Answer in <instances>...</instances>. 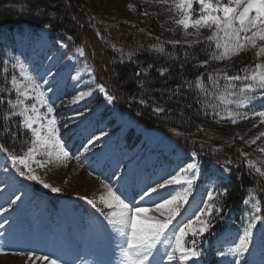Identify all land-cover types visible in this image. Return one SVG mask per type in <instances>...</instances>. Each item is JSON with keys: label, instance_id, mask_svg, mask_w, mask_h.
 I'll list each match as a JSON object with an SVG mask.
<instances>
[{"label": "rangeland", "instance_id": "374dc122", "mask_svg": "<svg viewBox=\"0 0 264 264\" xmlns=\"http://www.w3.org/2000/svg\"><path fill=\"white\" fill-rule=\"evenodd\" d=\"M84 2L98 20L108 19L114 23H125L172 46H195L207 42L205 38L210 35L207 28L200 29L199 35L196 34L195 29L189 28L187 32L190 34H186L185 29L177 23L181 16L173 7L172 0L166 2L165 0H84ZM194 12L198 13V6L194 7ZM49 35L50 32L46 28L35 31L23 27L22 30L14 33L3 30L0 41L4 45L5 53L8 56L15 55L21 62H25L30 66L31 73L42 75L49 67L53 72L59 70L54 85L56 92L51 96L56 107L51 115L56 118L60 133L64 134L68 148L73 154L79 155V152H82L81 144L86 142V137L100 136L101 139L96 142L92 152L85 154L87 159L81 157L82 164L73 158L66 162L50 164L45 168L32 165L41 180L51 186L59 187L60 193H52L50 189H44L42 184L35 182L32 183L38 185L41 190L30 191V181L16 176L11 191L0 195V224H3L0 228V233L3 234L0 235V247H6L7 250L6 255H0V264H46L44 261H35L34 258L29 261L27 255H13L14 251H31L36 255H48L67 264H119L117 247L119 238L105 230L107 225L103 217L79 197L93 199L103 208L100 197L106 194V190L101 179H107L117 161L121 169L131 170L140 177L155 180L161 176L170 177L178 172L192 160L191 154L196 151L187 152L171 135L157 128H146L135 118L122 112L116 103L106 104L103 94L96 91L97 86L101 84L96 83L92 68L84 55H80L82 51L77 49L73 53H68L67 43L53 42L49 39ZM212 47L214 48V45ZM153 49L162 51L160 44H156ZM257 51L258 48L248 47L240 53L248 52L251 55L250 60L254 65L250 68V72L256 63H264V59L257 57ZM232 59L210 60L204 71L207 80L201 78L204 88L195 86L196 92L202 98L203 106L200 107L202 114L191 124L192 127L174 128L173 133L179 132V137L185 138L189 143L197 144L201 148L207 147L213 152L234 147L239 155L246 154L241 157L247 161V164L251 160L264 170V152L259 151L264 149V137L257 140L256 144L247 143L264 132V123H260V118L250 115L248 119L238 120L236 124H232L230 120H222L215 116V111H223L225 107L223 99H231L233 103L230 107L241 112L264 110V90H257L256 93H239L238 89L248 81L235 82L237 89L229 91H237V96L227 97L224 93L226 83L224 80L219 82V88L213 87L208 80L209 73L215 75L219 72L222 76L227 72L229 75H236L235 72H228ZM202 63L200 62L199 66ZM9 71L11 72L9 84L12 88V75H16L21 81L23 78L20 77L18 69L12 70L11 64L8 66ZM72 76L78 77V80L74 81ZM80 91H93L94 94L78 104H71V100ZM11 92L13 95L6 98V102L8 99H17L15 90ZM252 95L256 98L247 108L237 109L238 101L248 104L245 97ZM24 103L29 109L36 104L39 112L32 113L34 116L46 112V108L40 107L33 99L25 100ZM15 111L19 112V109ZM80 112H84L86 118L81 117ZM16 116L21 122L23 121L22 116ZM39 124L40 121L37 120L33 127H39ZM66 124L72 127L71 134H68L67 128L64 127ZM28 132L33 140L31 130ZM105 133L107 135H104ZM32 140L22 154L32 146ZM39 151L42 153L43 149ZM93 152L95 155L92 154ZM200 157L202 156L197 154L196 162L200 167L197 173L198 179L194 182L193 194L189 198L190 204L202 206L201 202L207 200V193L213 191V181H216L217 187L216 191H213L212 203L219 207L222 196H218L217 193L223 181L228 179V173L225 174V168L216 163L210 164L208 168L204 166L208 170L203 171ZM35 158L46 160L47 156L40 154ZM7 164H9L7 156L0 152V174ZM4 187L5 185L0 183V189ZM169 187L182 190L184 186ZM11 192L27 195L16 205H9L5 203V198L11 195ZM247 201L250 202L246 203ZM254 204L259 205L255 196L248 192L238 214L230 212L220 221L223 223L224 233L215 240L217 252L226 251L228 246L238 243V235L242 234L241 225L246 223L247 218L255 212ZM5 208L8 210L5 211ZM104 211L107 212L109 209L104 208ZM213 215L215 217V214ZM218 219L219 216L213 218L214 227ZM102 224L104 227L101 226ZM261 231L260 225L254 229L255 238L250 245V254H245L248 264H261L264 260ZM230 262V257L223 259L217 256V264H230Z\"/></svg>", "mask_w": 264, "mask_h": 264}, {"label": "snow or ice", "instance_id": "6c2138e0", "mask_svg": "<svg viewBox=\"0 0 264 264\" xmlns=\"http://www.w3.org/2000/svg\"><path fill=\"white\" fill-rule=\"evenodd\" d=\"M172 4L181 16L177 23L185 29L186 34H190L187 32L189 28L195 29L197 35L200 29L209 30L210 35L205 38L210 51L209 60H230L248 47L258 48L257 57L264 59V0H172ZM195 6H198V13L194 12ZM44 27L48 28L50 25L46 24ZM83 54L80 52L81 56ZM0 56L3 57L0 64L4 66L5 80H7L10 64L12 70L18 69L20 77L23 78L21 81L19 77L12 75V88L6 89L8 92L14 89L17 97L15 100L8 99L6 102L12 109L10 115L22 116V127L31 130L34 136L32 146L22 155L12 154L6 148H0V152H3L9 161L0 174V183L5 185L0 189V195L11 191L16 176L25 181L42 184L44 189H50L52 193H60L59 187L51 186L41 180L32 165L36 164L45 168L50 164L66 162L73 158L82 164L81 157L87 159L85 154L92 152L101 137H86V142L81 144L82 152H79V155L73 154L68 148V141L64 139V134L60 133L56 118L51 115L56 107L51 96L56 92L54 85L57 82L59 70L53 72L49 67L42 75L31 73L30 66L21 62L17 56H8L7 53H2ZM49 59L53 58L49 57ZM209 60H205L200 67H206ZM243 71L245 72L243 76L229 75L227 72H224L222 76L219 72L215 75L209 73L208 80L213 87L219 88V81L222 78L226 82L224 93L227 97L237 96V91H229L237 89L235 83L237 81H248L238 89L240 94L264 90V63H256L250 73L247 69ZM137 75L139 76L140 73ZM201 76L196 78L197 88H204ZM71 78L74 81L78 80L76 76ZM96 91L103 94L106 104L114 105L117 98L109 94L103 85H98ZM93 94V91H80L71 100V104H78ZM255 98V95L246 96L245 100L248 104L238 101L237 109L247 108ZM28 99L35 100L40 107L46 108V112L42 115H32V113H38L39 109L36 104L29 109L24 103ZM222 102L225 105L223 111H215V116L219 119H227L232 124H236L238 120L248 119L252 115L259 117L260 123H264V110L241 112L230 107L233 103L231 99H223ZM3 103L4 101L0 99V104ZM16 109H19V112H16ZM154 111L160 112L163 109L156 108ZM79 115L86 118L84 112H80ZM37 120L40 121L39 127H33ZM64 127L67 128L68 134L73 132L71 126L66 124ZM175 135L178 137L180 133L176 132ZM12 136L15 138V133H12ZM261 137H264V132L259 133L247 143L256 144ZM41 148L42 153L39 151ZM259 151L264 152V149ZM40 154L46 155L47 159L37 160L35 157ZM92 154L95 155L94 152ZM191 155L192 160L178 172L170 177L161 176L155 180L145 179L131 170L121 169L117 161L107 179H101L106 190V194L100 197L103 208L93 199L79 197L99 213L100 217H103L107 225L105 230L119 238L117 244L119 264H189V262L199 264V259L204 255L199 241L214 227L212 220L220 215L221 207L212 203L213 191H216L217 187L216 181H213V191L207 193V200L201 202L202 206L190 204L189 198L193 194L194 182L198 179L197 173L200 167L196 162L197 154L193 152ZM241 155L246 154L241 153ZM248 167L254 168L260 177H264V170L251 160L248 161ZM229 171L230 169L226 167L225 174ZM172 185L184 187L182 190H177L169 187ZM226 191L224 189L217 195L222 196ZM26 195V193L18 195L16 192H11V195L5 198V203L16 205ZM104 208L109 211L105 212ZM253 208L255 212L247 218L246 223L241 225L242 234L238 235V243L228 246L226 251L218 250L219 257L231 258L230 264H248L245 254H250V245L255 238L254 229L258 225L262 229L261 244L264 245V215L260 214L262 210L259 205L254 204ZM7 210L5 208V211ZM101 226L104 227V224ZM2 227L3 224H0V228ZM0 235L3 234L0 233ZM189 237L191 239H188ZM6 254V247H0V255ZM13 255H27L29 261L34 258L35 261H44L46 264H67L48 255H36L31 251H14ZM261 264H264V260Z\"/></svg>", "mask_w": 264, "mask_h": 264}, {"label": "trees", "instance_id": "16d2710c", "mask_svg": "<svg viewBox=\"0 0 264 264\" xmlns=\"http://www.w3.org/2000/svg\"><path fill=\"white\" fill-rule=\"evenodd\" d=\"M46 24L50 25L46 29L51 41L67 43L68 53L77 49L84 53L96 83L117 98L115 103L122 112L146 128H157L171 135L185 151H196L202 156V167L216 163L230 169L220 189L227 191L219 205V220L230 210L241 208L247 190L256 196L264 215V179L254 169H249L247 161L234 147L213 152L173 133L174 128L192 127L202 114V98L195 90V81L202 73L201 78L207 80L206 67L199 66L200 62L209 60L207 42L190 47L160 42L125 23L96 19L84 0H0V34L3 30L14 33L23 27L37 31L44 29ZM156 44L161 45L162 51L153 49ZM2 53L5 50L0 41ZM250 59L248 52L235 56L228 72L243 76V70L247 69L250 73L254 65ZM10 75L11 72H7L5 80L4 66L0 64V99L4 101L0 104V147L20 155L32 138L22 127L21 119L10 115L12 110L5 101L13 95L6 91L10 89ZM222 81L221 78L219 82ZM156 108L163 111L157 113ZM218 232L220 229H214L209 238Z\"/></svg>", "mask_w": 264, "mask_h": 264}]
</instances>
